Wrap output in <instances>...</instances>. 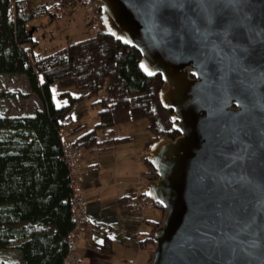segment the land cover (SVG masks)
<instances>
[{
  "label": "water",
  "instance_id": "obj_1",
  "mask_svg": "<svg viewBox=\"0 0 264 264\" xmlns=\"http://www.w3.org/2000/svg\"><path fill=\"white\" fill-rule=\"evenodd\" d=\"M95 6L144 74L161 76L180 133L146 155L158 178L145 195L164 210L148 264H264V0Z\"/></svg>",
  "mask_w": 264,
  "mask_h": 264
},
{
  "label": "trees",
  "instance_id": "obj_2",
  "mask_svg": "<svg viewBox=\"0 0 264 264\" xmlns=\"http://www.w3.org/2000/svg\"><path fill=\"white\" fill-rule=\"evenodd\" d=\"M69 2L58 0L56 4L66 7ZM93 7L101 21L100 9ZM10 8L9 0H0V74L24 75L42 108L30 115L0 116V251L10 247L19 250L21 264H62L74 223L61 129L73 125L71 113L80 97L71 96L68 105L57 107L52 100V85L59 82L66 88L87 90L86 97L105 93L92 104L98 108L94 127L77 137L74 134L85 126L69 131L80 150L116 148L131 138L116 137L115 129L141 119L149 120L148 128L153 133L146 150L159 138L175 139L178 133L172 127V111L163 108L158 97L162 78L144 74L136 48L117 40L103 27L99 34L82 42L70 43L49 55H37L30 22L50 14L49 4L35 8L29 5L19 10L15 19L10 16ZM144 161L149 171L143 176L148 181L156 180L157 173L146 157ZM142 196L148 199L144 193ZM158 225L155 223L142 246L153 243ZM94 231L104 237V246L112 241L100 225L89 233Z\"/></svg>",
  "mask_w": 264,
  "mask_h": 264
},
{
  "label": "rangeland",
  "instance_id": "obj_3",
  "mask_svg": "<svg viewBox=\"0 0 264 264\" xmlns=\"http://www.w3.org/2000/svg\"><path fill=\"white\" fill-rule=\"evenodd\" d=\"M27 1L29 2L31 8L49 3V6L51 8L50 12L53 14H57H54V16L49 14L42 15L30 22L34 30V40L36 43L34 50L37 55H49L60 48L66 47L70 43L82 42L92 35L89 30V22L86 18V10L84 6L73 4L72 0H70L68 5L61 9V7L56 4L57 0ZM91 1L93 7V5H95V0ZM29 92L31 91L27 79L24 75L0 74V116H24L33 114L35 110L40 107V100L35 94H29ZM63 92H68L70 95H62ZM51 95L52 100L57 107L68 105L71 102V96L80 97V99H78L73 106V123L76 126H80L81 124H83L86 125L87 128L91 129L96 123L94 121V116L98 114V108L92 104L104 97L105 93L101 92L99 95L86 97L87 90L79 89L75 86L66 88L63 87L59 82H56L52 85ZM81 96L84 97L81 98ZM149 125L150 122L148 119H141L134 123L116 128V137H129L131 139L114 149L98 150V168H100L101 166L102 168L107 170V173L105 175H103L102 173L101 175H98V177L100 176V181L102 180V178L103 180H105L104 185H109L110 187L115 188L118 184H125L131 179L130 175L131 173H133L134 169L133 160H137V153H143L144 159L147 155L148 150L145 149V145L153 136V133L148 128ZM72 127L73 126L70 125L68 128L70 132L73 130ZM77 135L78 134L76 133L75 137H77ZM87 152L88 150L86 149L80 150V157L82 158L83 164L85 155L88 154ZM139 162L140 168L144 170V172L149 170V167L144 160H141ZM84 165L86 167L89 166V164L87 163ZM143 180L144 184L140 185V187L142 186L143 190L145 191L148 178L144 175ZM133 197L134 198L131 199V201H133V203H135L134 205L136 206V196L134 195ZM161 211L164 215V211ZM129 215L132 227L139 219L138 210L133 207ZM159 219H161L162 221L163 217L161 216V218ZM96 235L94 236V238L96 240L98 239V242L101 241L102 236L98 235L97 238ZM113 237L114 239L125 243L124 232L121 229L115 228L113 230ZM91 240L92 238H89L88 232H81V237L79 239V244L81 246L82 244L88 243ZM149 243L152 251L150 253V256L152 257L154 251V243ZM127 244L131 246V248H133L132 244ZM108 250L109 253H115L116 256L120 257H117L116 260L121 259V248L119 249L117 244L115 245V252H113L111 249ZM126 253L128 255H132L131 250H127ZM0 262L3 264H21L19 250H16L13 247L1 250ZM124 262L127 263L128 258H126ZM148 263L149 261L147 262V264ZM129 264H131L130 261Z\"/></svg>",
  "mask_w": 264,
  "mask_h": 264
},
{
  "label": "crops",
  "instance_id": "obj_4",
  "mask_svg": "<svg viewBox=\"0 0 264 264\" xmlns=\"http://www.w3.org/2000/svg\"><path fill=\"white\" fill-rule=\"evenodd\" d=\"M60 7L61 9L63 8L62 6ZM54 14L57 15L56 13ZM54 14L50 13L49 15L54 16ZM29 94L33 93L29 92ZM39 105L40 107L37 108L35 112L42 108L41 101L39 102ZM71 116L74 119L73 112L71 113ZM94 121H98V114L94 116ZM72 126L74 131L79 127L74 123ZM80 126H85V128L77 131L76 133L78 135L89 130L86 125L81 124ZM76 133L73 137L76 136ZM87 153L88 154H86L84 158V164L87 163L89 166L86 167L82 163L81 158L79 166L80 180L78 183L80 195L90 204L88 216L85 225L82 227V231L88 232L89 238H92V240L88 243L82 244V246L78 243L80 256L82 257L84 264H129L130 260H134L137 264H147L151 259L150 253L152 252L150 243L147 242L145 246H142L141 244L149 237L155 223H160L161 219L159 218L164 215L160 208L153 206L149 200L142 196L144 190L142 186L140 187V184H144V170L140 168L139 161L144 160L143 153L138 152V156H136L137 160H133L134 169L133 173L130 175L131 179L125 184H118L115 188L110 187L109 185H104L105 180L102 178L100 181V176L98 177L101 173L103 175L107 173V170L101 166L98 168V150H88ZM134 195L136 196V206L134 205L135 203L131 201V199L134 198ZM133 207L138 210L139 219L135 222L134 226L131 227L129 213ZM98 225L105 229L109 236L112 237V241L105 242V246L103 245L104 237L100 235L98 231L89 233L93 227H98ZM115 228H119L124 232L125 243L114 239L113 230ZM95 235L97 238L98 235L102 236V240L98 242V239L96 240L94 238ZM127 243L132 244L133 248ZM116 244L119 249L121 248L122 253L121 259L119 260H116L118 256H116L115 253L111 254L108 250L111 249L115 252ZM127 250H131L132 255H128L126 253ZM126 258H128L127 263L124 262ZM121 260L124 263H122Z\"/></svg>",
  "mask_w": 264,
  "mask_h": 264
},
{
  "label": "built area",
  "instance_id": "obj_5",
  "mask_svg": "<svg viewBox=\"0 0 264 264\" xmlns=\"http://www.w3.org/2000/svg\"><path fill=\"white\" fill-rule=\"evenodd\" d=\"M73 4L85 7L86 18L89 22V30L91 34L97 35L102 31V24L97 19L91 0H72ZM10 16L15 19L19 10L26 9L29 3L24 0H9ZM70 125L61 129V139L63 142L64 159L68 165L69 184L72 190L71 196V219L74 223L73 228L68 234L67 244L68 252L62 264H84L79 252V239L82 232V225L86 221L89 211V202L84 199L78 190L80 180V149L76 148L73 140L69 136ZM131 264H136L130 260Z\"/></svg>",
  "mask_w": 264,
  "mask_h": 264
},
{
  "label": "flooded vegetation",
  "instance_id": "obj_6",
  "mask_svg": "<svg viewBox=\"0 0 264 264\" xmlns=\"http://www.w3.org/2000/svg\"><path fill=\"white\" fill-rule=\"evenodd\" d=\"M172 111V110H171ZM173 113V112H172ZM172 113H171V116H172ZM171 121L173 122L174 124V121L171 119ZM173 124H172V127H173ZM174 129V128H173ZM175 130V129H174ZM176 131V130H175ZM178 135L176 137H178L180 135V133L177 131Z\"/></svg>",
  "mask_w": 264,
  "mask_h": 264
},
{
  "label": "bare ground",
  "instance_id": "obj_7",
  "mask_svg": "<svg viewBox=\"0 0 264 264\" xmlns=\"http://www.w3.org/2000/svg\"><path fill=\"white\" fill-rule=\"evenodd\" d=\"M137 156H138V154H137ZM142 158V157H141ZM140 184V183H139ZM141 185V184H140Z\"/></svg>",
  "mask_w": 264,
  "mask_h": 264
},
{
  "label": "snow or ice",
  "instance_id": "obj_8",
  "mask_svg": "<svg viewBox=\"0 0 264 264\" xmlns=\"http://www.w3.org/2000/svg\"><path fill=\"white\" fill-rule=\"evenodd\" d=\"M151 74V73H150Z\"/></svg>",
  "mask_w": 264,
  "mask_h": 264
}]
</instances>
